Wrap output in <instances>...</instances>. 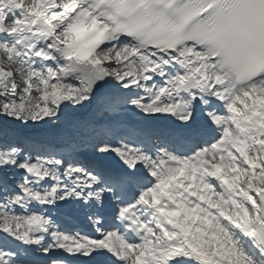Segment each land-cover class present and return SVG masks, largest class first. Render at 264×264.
I'll list each match as a JSON object with an SVG mask.
<instances>
[{"label": "snow or ice", "instance_id": "6c2138e0", "mask_svg": "<svg viewBox=\"0 0 264 264\" xmlns=\"http://www.w3.org/2000/svg\"><path fill=\"white\" fill-rule=\"evenodd\" d=\"M0 264H264V0H0Z\"/></svg>", "mask_w": 264, "mask_h": 264}]
</instances>
